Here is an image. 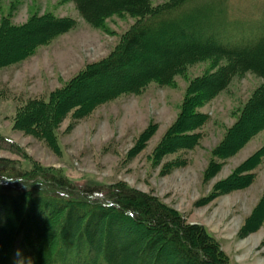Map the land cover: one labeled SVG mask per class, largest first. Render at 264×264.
Instances as JSON below:
<instances>
[{"label": "rangeland", "instance_id": "1", "mask_svg": "<svg viewBox=\"0 0 264 264\" xmlns=\"http://www.w3.org/2000/svg\"><path fill=\"white\" fill-rule=\"evenodd\" d=\"M150 2L156 10L170 0ZM194 6L198 17L185 26L201 32L200 40L212 34L238 41L264 22V0ZM40 18L70 19L73 26L0 67V159L14 170L54 169L78 182L127 185L166 205L186 226H203L227 264H264V128L249 130L264 115L256 107L245 114L264 78L239 70L211 98L207 89L190 98L194 80L227 67L228 58L212 55L186 63L169 82L152 80L137 91L58 112L59 96L121 48L140 18L114 13L94 24L75 0H0V30ZM169 31L148 33L162 41ZM12 39L11 54L29 43ZM136 62L130 66L137 69ZM100 82L106 83L103 75ZM34 109L41 121L27 125L21 118Z\"/></svg>", "mask_w": 264, "mask_h": 264}, {"label": "trees", "instance_id": "2", "mask_svg": "<svg viewBox=\"0 0 264 264\" xmlns=\"http://www.w3.org/2000/svg\"><path fill=\"white\" fill-rule=\"evenodd\" d=\"M199 1L203 0H170L153 10L150 0H75L94 24L122 12L140 20L121 48L67 87L57 101L58 112L137 91L152 80L169 82L186 63L212 55L228 58L227 67L194 80L190 98L205 89L206 99L211 98L239 70L264 78V22L251 26L238 41L212 34L200 40L201 32L185 26L198 17L193 12ZM72 26L70 19L40 18L0 30V67ZM153 27L170 30L168 38L150 37ZM16 35L29 43L11 54ZM134 61L137 69L130 66ZM102 75L106 83L100 82ZM252 107L264 115V86L245 114ZM21 119L32 125L41 121V115L34 109ZM260 122L249 130L264 128V117ZM8 165V160L0 159V264H227L221 247L203 226H186L166 205L127 185L78 182L54 169L14 170ZM32 207L40 212L37 216L29 211Z\"/></svg>", "mask_w": 264, "mask_h": 264}, {"label": "bare ground", "instance_id": "3", "mask_svg": "<svg viewBox=\"0 0 264 264\" xmlns=\"http://www.w3.org/2000/svg\"><path fill=\"white\" fill-rule=\"evenodd\" d=\"M259 123H261V122H259Z\"/></svg>", "mask_w": 264, "mask_h": 264}]
</instances>
